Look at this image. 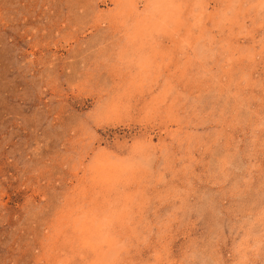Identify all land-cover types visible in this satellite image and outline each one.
Masks as SVG:
<instances>
[{
    "label": "rangeland",
    "instance_id": "obj_1",
    "mask_svg": "<svg viewBox=\"0 0 264 264\" xmlns=\"http://www.w3.org/2000/svg\"><path fill=\"white\" fill-rule=\"evenodd\" d=\"M0 264H264V0H0Z\"/></svg>",
    "mask_w": 264,
    "mask_h": 264
}]
</instances>
